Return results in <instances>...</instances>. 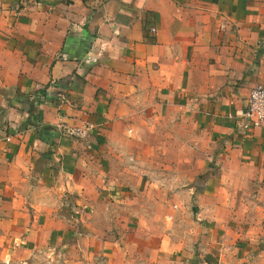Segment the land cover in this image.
Returning a JSON list of instances; mask_svg holds the SVG:
<instances>
[{"label":"crops","instance_id":"crops-1","mask_svg":"<svg viewBox=\"0 0 264 264\" xmlns=\"http://www.w3.org/2000/svg\"><path fill=\"white\" fill-rule=\"evenodd\" d=\"M260 83L264 0H0L3 244L63 223L54 201L62 211L109 195L125 203L162 166L174 163L183 183L182 167L203 162L176 210L195 199L203 242L226 246L227 214L264 207V123L244 131L236 116ZM60 123L93 128L83 140ZM119 239L104 250L140 243ZM172 241L139 257L163 263Z\"/></svg>","mask_w":264,"mask_h":264},{"label":"rangeland","instance_id":"rangeland-1","mask_svg":"<svg viewBox=\"0 0 264 264\" xmlns=\"http://www.w3.org/2000/svg\"><path fill=\"white\" fill-rule=\"evenodd\" d=\"M3 92L0 87V117L5 112L2 105ZM188 140L191 141V137ZM161 168L167 174H157L150 184H143L138 191L131 190L134 197L125 203L116 202L109 195L98 202L91 200L94 207H82L80 210V205H76V208L62 211L63 207L60 208L59 203L54 201L52 204L57 210L51 218L59 217L63 223L54 224V229L45 236L39 232L28 243L16 240L8 247L3 244L4 231L0 229V264H190V256L199 257L200 254L210 264H264V207H261V202L258 207L253 206L246 211L245 215L235 213L236 209H233L231 215L227 214L229 234L226 246H221L218 241L204 243L202 236L209 232L199 225L201 221L193 213L195 199L186 212L178 214L179 210L176 209L181 202L178 193H187L191 186L197 184L191 177L198 170L206 169L205 163L199 162L197 166L185 164L181 169L183 183L176 178L174 163ZM217 168V165L209 166L211 171ZM234 197L239 199V203L242 200L239 193ZM144 203L146 209H149L147 212L144 211ZM115 204H125L126 207L119 209ZM224 232L220 230L217 239ZM165 234L171 243L174 240L178 244L175 248L177 252L163 253L171 254L168 255L172 257L171 260H168V256L163 263L151 259L142 260L139 255L145 250L157 249ZM121 237L124 238V244L127 240L140 241L133 250L129 247L135 253L136 260L128 262L124 258L125 254L131 252L127 250L129 245L123 247L121 244L122 249L118 247L121 250L118 257L104 250L105 242L113 244ZM146 241L148 243L145 247L142 242ZM158 257L163 259L161 255Z\"/></svg>","mask_w":264,"mask_h":264},{"label":"built area","instance_id":"built-area-1","mask_svg":"<svg viewBox=\"0 0 264 264\" xmlns=\"http://www.w3.org/2000/svg\"><path fill=\"white\" fill-rule=\"evenodd\" d=\"M233 117V115H231ZM241 119L240 127L244 131H251L264 123V83L257 84L250 92L246 106L236 115ZM60 131L73 138L88 139L93 126L89 123L84 124H65L58 125Z\"/></svg>","mask_w":264,"mask_h":264}]
</instances>
